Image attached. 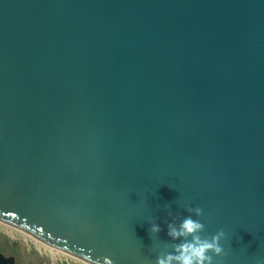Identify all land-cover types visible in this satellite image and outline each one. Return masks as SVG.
Returning a JSON list of instances; mask_svg holds the SVG:
<instances>
[{"label": "water", "instance_id": "obj_1", "mask_svg": "<svg viewBox=\"0 0 264 264\" xmlns=\"http://www.w3.org/2000/svg\"><path fill=\"white\" fill-rule=\"evenodd\" d=\"M189 215L264 264V0H0V221L155 264Z\"/></svg>", "mask_w": 264, "mask_h": 264}, {"label": "clouds", "instance_id": "obj_2", "mask_svg": "<svg viewBox=\"0 0 264 264\" xmlns=\"http://www.w3.org/2000/svg\"><path fill=\"white\" fill-rule=\"evenodd\" d=\"M188 212L194 213L196 217L204 215L201 207H188ZM168 215H172L169 208ZM206 225L200 219H194L192 215L185 217L177 226L174 223L168 224V236L173 241H180L171 245L173 251L162 252L156 257L155 264H217L216 258L227 255L221 240L226 236L223 229L214 235L203 236ZM159 224L153 223L151 226L152 233L161 231ZM191 237V239H189ZM91 264H115V261L104 256L92 258Z\"/></svg>", "mask_w": 264, "mask_h": 264}, {"label": "rangeland", "instance_id": "obj_3", "mask_svg": "<svg viewBox=\"0 0 264 264\" xmlns=\"http://www.w3.org/2000/svg\"><path fill=\"white\" fill-rule=\"evenodd\" d=\"M12 244H16L17 250H11ZM0 251L5 255L12 254L15 264H59L58 261L64 264H86L4 223H0Z\"/></svg>", "mask_w": 264, "mask_h": 264}, {"label": "bare ground", "instance_id": "obj_4", "mask_svg": "<svg viewBox=\"0 0 264 264\" xmlns=\"http://www.w3.org/2000/svg\"><path fill=\"white\" fill-rule=\"evenodd\" d=\"M1 223H4V224L9 225V226H11V227H13V228H16V229H18V230L24 232L25 234H27V235H29V236H31V237H34V238L37 239V240H40V241L44 242V241L41 240L40 238H38V237H36V236H33L32 234H30V233H28V232H26V231H24V230H21L20 228H18V227H16V226L12 225V224H10V223H5V222H1ZM44 243H46V242H44ZM46 244H47V243H46ZM48 245H50V244H48ZM50 246H52V245H50ZM52 247H54V246H52ZM55 248H56V247H55ZM56 249H58V248H56ZM58 250H60V249H58ZM60 251H62V250H60ZM62 252H64V251H62ZM85 262H86V260H85Z\"/></svg>", "mask_w": 264, "mask_h": 264}, {"label": "trees", "instance_id": "obj_5", "mask_svg": "<svg viewBox=\"0 0 264 264\" xmlns=\"http://www.w3.org/2000/svg\"><path fill=\"white\" fill-rule=\"evenodd\" d=\"M16 244H12V245H10V248H11V250L12 251H15V250H17V248H16V246H15ZM59 262V264H64L63 262H61V261H58ZM78 264H81L80 262H78Z\"/></svg>", "mask_w": 264, "mask_h": 264}, {"label": "built area", "instance_id": "obj_6", "mask_svg": "<svg viewBox=\"0 0 264 264\" xmlns=\"http://www.w3.org/2000/svg\"><path fill=\"white\" fill-rule=\"evenodd\" d=\"M1 223V222H0Z\"/></svg>", "mask_w": 264, "mask_h": 264}]
</instances>
